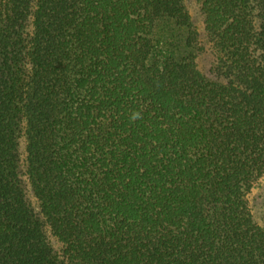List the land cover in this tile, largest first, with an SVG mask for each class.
I'll use <instances>...</instances> for the list:
<instances>
[{
	"label": "trees",
	"instance_id": "1",
	"mask_svg": "<svg viewBox=\"0 0 264 264\" xmlns=\"http://www.w3.org/2000/svg\"><path fill=\"white\" fill-rule=\"evenodd\" d=\"M196 1L0 0V264H264V0Z\"/></svg>",
	"mask_w": 264,
	"mask_h": 264
},
{
	"label": "rangeland",
	"instance_id": "2",
	"mask_svg": "<svg viewBox=\"0 0 264 264\" xmlns=\"http://www.w3.org/2000/svg\"><path fill=\"white\" fill-rule=\"evenodd\" d=\"M188 6L194 18L196 26L198 27L200 31H202L203 17L199 11L197 1L188 0ZM174 32H178V30L170 23V21L163 20L157 26L156 37L160 40L161 35L165 37ZM198 63H199V67L203 71L207 72L209 68V63H210L209 53L206 52L205 54L201 55L199 57ZM23 153H24V149H23ZM263 187H264V178L253 188V190L250 193V201H251L253 211L255 213H257V210H258L257 200L259 198L261 191L263 190Z\"/></svg>",
	"mask_w": 264,
	"mask_h": 264
}]
</instances>
